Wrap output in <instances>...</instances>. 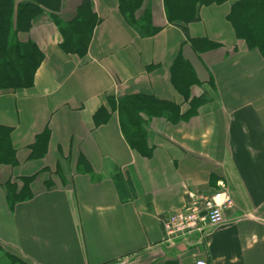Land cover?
<instances>
[{
  "label": "crops",
  "instance_id": "0c3cea01",
  "mask_svg": "<svg viewBox=\"0 0 264 264\" xmlns=\"http://www.w3.org/2000/svg\"><path fill=\"white\" fill-rule=\"evenodd\" d=\"M90 2L99 24L82 59L61 51L47 11L17 34L44 60L32 88L0 93V126L12 130L18 162L0 167V251L23 264H264V57L236 39L226 20L231 2L200 8L199 22L187 26L190 38L219 45L202 54L167 23L162 0H143L136 14L149 13L158 29L149 37L127 24L118 0ZM80 3L61 0L62 25ZM178 55L200 83L191 98L205 94L208 101L177 125L148 119L149 159L128 147L116 113L93 125L109 97L151 96L187 111L171 82ZM45 129L46 155L29 159ZM80 157L89 172L77 171ZM116 171L129 181L126 201ZM33 175L34 197L11 209L4 185ZM218 190L233 202L224 221L202 236L168 242L163 221L183 210L190 194Z\"/></svg>",
  "mask_w": 264,
  "mask_h": 264
},
{
  "label": "trees",
  "instance_id": "16d2710c",
  "mask_svg": "<svg viewBox=\"0 0 264 264\" xmlns=\"http://www.w3.org/2000/svg\"><path fill=\"white\" fill-rule=\"evenodd\" d=\"M227 2H231V7L226 20L236 39L243 42L249 50H256L264 57V0H162L167 23L182 31L186 42L196 54L214 50L219 45L206 39L190 38L187 26L199 22L200 8ZM118 3L125 21L139 36L149 37L157 33L158 29L152 27L148 12L144 11L139 17L136 15L143 0H118ZM60 6L61 0H0V93L33 87L35 73L44 60V54L34 43L18 41L17 34L28 33L32 21L44 11L50 13L58 27L61 51L80 59L86 56L93 30L99 24L91 9L90 0H81L74 17L65 25L58 18ZM170 74L173 87L188 106L187 111L182 112L181 106L159 101L151 96L129 95L118 99L109 97L105 105L93 115V125H105L111 114L116 113L121 134L128 147L140 157L149 159L153 150L146 141L145 123L148 119L164 118L168 123L177 125L197 115L199 108L208 101L205 94L191 98V88L200 83L190 64L181 55L175 59ZM11 132L10 128L0 126V167L18 166L16 152L11 145ZM49 136L48 129H45L36 137L30 148L29 159L44 158ZM89 170L86 160L80 157L77 171L87 173ZM36 177L37 175L21 177L4 185L6 200L11 209L34 197L31 185ZM113 181L121 201L128 200L129 181L119 171L115 172Z\"/></svg>",
  "mask_w": 264,
  "mask_h": 264
},
{
  "label": "built area",
  "instance_id": "2783aa9c",
  "mask_svg": "<svg viewBox=\"0 0 264 264\" xmlns=\"http://www.w3.org/2000/svg\"><path fill=\"white\" fill-rule=\"evenodd\" d=\"M233 202L227 191L220 190L212 196L189 195L187 205L179 212L172 213L163 221L167 241L191 235L202 236L206 229L224 221V212ZM196 264H206L197 261Z\"/></svg>",
  "mask_w": 264,
  "mask_h": 264
},
{
  "label": "rangeland",
  "instance_id": "374dc122",
  "mask_svg": "<svg viewBox=\"0 0 264 264\" xmlns=\"http://www.w3.org/2000/svg\"><path fill=\"white\" fill-rule=\"evenodd\" d=\"M0 264H23V263L16 260L13 256L6 255L2 251H0Z\"/></svg>",
  "mask_w": 264,
  "mask_h": 264
}]
</instances>
